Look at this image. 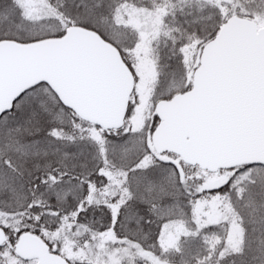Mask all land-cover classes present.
I'll return each instance as SVG.
<instances>
[{
  "label": "snow or ice",
  "instance_id": "obj_1",
  "mask_svg": "<svg viewBox=\"0 0 264 264\" xmlns=\"http://www.w3.org/2000/svg\"><path fill=\"white\" fill-rule=\"evenodd\" d=\"M0 264H264V0H0Z\"/></svg>",
  "mask_w": 264,
  "mask_h": 264
}]
</instances>
